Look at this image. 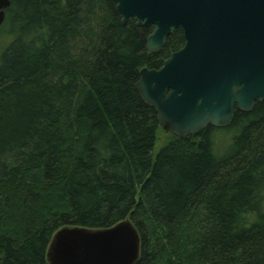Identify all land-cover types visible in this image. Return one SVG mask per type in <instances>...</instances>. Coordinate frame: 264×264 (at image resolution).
<instances>
[{
  "label": "trees",
  "instance_id": "trees-1",
  "mask_svg": "<svg viewBox=\"0 0 264 264\" xmlns=\"http://www.w3.org/2000/svg\"><path fill=\"white\" fill-rule=\"evenodd\" d=\"M0 31V264H48L64 227L131 220L136 264H264V101L155 152L162 130L137 90L183 48L122 24L114 0H10ZM224 131V130H223Z\"/></svg>",
  "mask_w": 264,
  "mask_h": 264
},
{
  "label": "water",
  "instance_id": "water-1",
  "mask_svg": "<svg viewBox=\"0 0 264 264\" xmlns=\"http://www.w3.org/2000/svg\"><path fill=\"white\" fill-rule=\"evenodd\" d=\"M128 26L153 27L146 49L159 54L178 29L185 44L159 70L144 68L137 90L163 131L177 137L223 129L235 112L264 101V0H114ZM10 0H0V27ZM141 236L131 220L92 230L64 227L48 264H136Z\"/></svg>",
  "mask_w": 264,
  "mask_h": 264
},
{
  "label": "rangeland",
  "instance_id": "rangeland-1",
  "mask_svg": "<svg viewBox=\"0 0 264 264\" xmlns=\"http://www.w3.org/2000/svg\"><path fill=\"white\" fill-rule=\"evenodd\" d=\"M8 35L9 34H8V31L6 29H5V33L0 31V55L2 53V50L5 48V46L10 41V38H8ZM226 129L227 128H223L222 130H220L216 133L217 144L219 147H223V145H224V147H226L228 145L230 138H231L232 134L225 131ZM171 139H172V136L169 133H166L165 131H163V129L160 130L158 133V141L156 144L155 152H158Z\"/></svg>",
  "mask_w": 264,
  "mask_h": 264
}]
</instances>
